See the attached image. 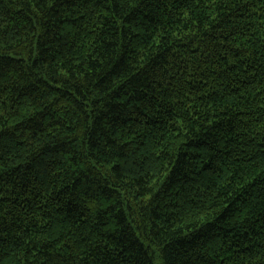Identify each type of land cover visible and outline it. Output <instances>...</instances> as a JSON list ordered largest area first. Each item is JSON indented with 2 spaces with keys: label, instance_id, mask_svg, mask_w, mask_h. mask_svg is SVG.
Masks as SVG:
<instances>
[{
  "label": "trees",
  "instance_id": "trees-1",
  "mask_svg": "<svg viewBox=\"0 0 264 264\" xmlns=\"http://www.w3.org/2000/svg\"><path fill=\"white\" fill-rule=\"evenodd\" d=\"M0 264H264V0H0Z\"/></svg>",
  "mask_w": 264,
  "mask_h": 264
}]
</instances>
